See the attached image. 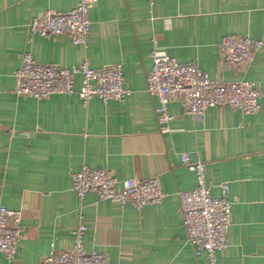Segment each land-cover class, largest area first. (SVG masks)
Returning <instances> with one entry per match:
<instances>
[{"label":"crops","instance_id":"crops-1","mask_svg":"<svg viewBox=\"0 0 264 264\" xmlns=\"http://www.w3.org/2000/svg\"><path fill=\"white\" fill-rule=\"evenodd\" d=\"M88 1L91 30L81 46L69 36L43 38L29 29L47 10H72L74 0H0V206L20 211L24 226L14 259L0 255V264H40L52 252L67 251L81 224L88 228L86 251L110 264H207L204 254L195 255L180 211V192L197 186L195 173L181 162L184 153L192 164H205L213 197L220 196V184L230 186L233 224L219 264H264V46L249 68L236 72L225 67L219 50L228 35L264 42V0ZM154 38L170 57L219 83L256 82L261 109L244 115L212 108L195 116L174 99L162 133L158 101L147 92ZM26 53L63 68L121 64L132 94L108 103L77 95L18 97L15 74ZM83 166L109 169L121 181L157 177L167 196L140 211L95 193L81 201L72 174Z\"/></svg>","mask_w":264,"mask_h":264},{"label":"built area","instance_id":"built-area-1","mask_svg":"<svg viewBox=\"0 0 264 264\" xmlns=\"http://www.w3.org/2000/svg\"><path fill=\"white\" fill-rule=\"evenodd\" d=\"M151 3L153 0H149ZM75 6L68 12L47 10L34 18L29 29L39 37L69 36L74 45L86 46L91 30L89 1L74 0ZM264 42L237 35L225 36L219 44L225 67L231 71L249 68L256 51ZM152 68L147 75V92L157 99V121L161 132H167L171 100L179 99L185 114L202 116L209 109L232 107L244 115H254L261 109L262 92L256 82L242 80L219 83L194 64H181L170 57L153 39ZM81 77V88L75 89V80ZM14 93L18 97L46 100L55 95H77L87 102L98 98L105 103L122 102L132 91L125 86L123 66L115 64L93 69L88 63L71 68L41 65L30 53L22 56L21 66L15 74ZM181 162L196 175L197 186L180 192V211L188 240L197 257L202 254L207 264H219L218 256L229 247L228 233L233 224V206L229 198V184H220V196H212L207 184L205 164L191 163L189 154H181ZM72 190L83 201L88 193H95L101 200L118 206L130 205L142 210L151 204H160L167 194L160 188L158 178L145 181L119 180L109 169L88 166L72 174ZM88 228L81 224L74 232L75 245L63 252H52L40 264H110L108 257L84 247ZM22 214L0 206V255L12 261L21 238Z\"/></svg>","mask_w":264,"mask_h":264}]
</instances>
